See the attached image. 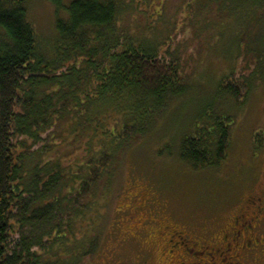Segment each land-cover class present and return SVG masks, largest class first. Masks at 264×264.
Here are the masks:
<instances>
[{
	"label": "trees",
	"instance_id": "1",
	"mask_svg": "<svg viewBox=\"0 0 264 264\" xmlns=\"http://www.w3.org/2000/svg\"><path fill=\"white\" fill-rule=\"evenodd\" d=\"M26 1L0 0V264H82L100 248L104 231L93 219L107 221L98 211L112 202L127 150L158 130L188 93L190 75L172 30L154 25L161 11L154 9L151 27L134 30L114 0H71L65 9V0H48L67 12L48 51ZM206 1L222 8L217 19H230V42L240 47L219 95L243 103L264 82V41L250 31L259 30L264 0ZM233 125L204 113L182 138L179 159L196 170L222 165ZM65 130L68 149H81L68 163L57 145Z\"/></svg>",
	"mask_w": 264,
	"mask_h": 264
},
{
	"label": "rangeland",
	"instance_id": "2",
	"mask_svg": "<svg viewBox=\"0 0 264 264\" xmlns=\"http://www.w3.org/2000/svg\"><path fill=\"white\" fill-rule=\"evenodd\" d=\"M114 1L121 3L124 22L130 20L134 30L151 27L154 9L161 11L162 17H157L154 25L168 33L172 30L173 49L181 47L184 52L190 88L149 139L127 150L118 191L112 202L98 211L107 218L103 228L99 218L93 219L104 231L100 248L82 264H176L170 253V226L185 228L192 239L210 243L221 236L218 232L244 200L251 195L264 196V82L257 83L243 103L219 95L220 81L237 66L240 47L230 42L229 36L236 33V28L227 24L230 19H217L216 14L222 10L218 5L200 0L203 5L198 9L196 0H192L194 10L202 13L192 10L193 15L188 16L189 0H149V6L140 0ZM70 2L65 0L62 8ZM128 4L135 10L127 12ZM25 6L30 22L50 51L57 39L56 21L65 18L67 12L57 10L48 0H27ZM210 15L215 19L208 20ZM261 19L259 30L250 28L253 37L258 32L259 43L264 41V14ZM197 27L198 40H187ZM204 113L234 119L232 142L226 162L196 170L182 162L178 152L182 138ZM65 132L57 145L68 163L81 156V149H68L71 137ZM37 161L34 158L28 167H34Z\"/></svg>",
	"mask_w": 264,
	"mask_h": 264
},
{
	"label": "flooded vegetation",
	"instance_id": "3",
	"mask_svg": "<svg viewBox=\"0 0 264 264\" xmlns=\"http://www.w3.org/2000/svg\"><path fill=\"white\" fill-rule=\"evenodd\" d=\"M170 229V253L176 264H264V196L244 200L218 232L221 236L210 243L192 239L185 228Z\"/></svg>",
	"mask_w": 264,
	"mask_h": 264
}]
</instances>
